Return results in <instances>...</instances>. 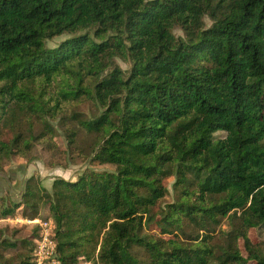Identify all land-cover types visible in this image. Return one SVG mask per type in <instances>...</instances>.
<instances>
[{"label": "trees", "instance_id": "trees-1", "mask_svg": "<svg viewBox=\"0 0 264 264\" xmlns=\"http://www.w3.org/2000/svg\"><path fill=\"white\" fill-rule=\"evenodd\" d=\"M80 99L98 114L71 112ZM51 122L115 167L0 198V221L47 206L63 264H264L248 238L264 228V0H0V170L54 147ZM171 177L177 199L158 212ZM37 237L0 239L29 247L0 264H32Z\"/></svg>", "mask_w": 264, "mask_h": 264}, {"label": "rangeland", "instance_id": "rangeland-1", "mask_svg": "<svg viewBox=\"0 0 264 264\" xmlns=\"http://www.w3.org/2000/svg\"><path fill=\"white\" fill-rule=\"evenodd\" d=\"M205 25L208 27L211 22L208 18L204 19ZM175 37H182L183 33L179 28H175L173 31ZM66 36H61L55 38L53 41L48 43L49 47H55L64 41ZM114 64L120 67L122 70H129V64L123 62L119 59L114 61ZM71 112H76L81 114V116L90 117L98 114V110L94 104L85 99H80L76 102V105L71 108ZM57 129L59 125L57 123H52ZM42 128L41 123H36L33 130L36 134L40 133ZM59 130V129H58ZM59 135L53 140L54 147H49V141H40L35 144L33 148V157L35 160L27 161L26 158L12 157L6 160L3 164L2 170H0V175L4 174L9 176L7 179L12 187H9L6 191V195H3V205L2 207H10V201L19 202L22 198L24 192L25 184L23 185L24 179L28 176L35 177L47 191L51 189V183L54 179L62 178L66 181H75L79 178L81 174L89 170H94L96 172H114L115 167L111 165H90L89 162V152H90V142L92 139L84 132L80 133L78 142H80L79 149L70 150L62 137V132L59 130ZM222 135V134H221ZM219 135V136H221ZM48 145H47V144ZM56 146V147H55ZM80 151V153H79ZM81 154V155H80ZM31 156V154H30ZM29 168V172L27 169ZM17 176H13V174ZM16 180V181H15ZM15 184V185H14ZM174 178L171 177L164 181V186L168 193L166 197L160 202L157 211H163V209L176 201L177 191L173 187ZM13 185L15 186L13 188ZM12 188V189H10ZM1 203V202H0ZM1 204H0V208ZM40 217L38 219L45 220L51 219L48 214V208L43 205L40 212ZM29 220H23L20 217V212H15L11 218L0 221V239L13 240H23L31 238L32 234L38 229L36 225L29 224ZM33 221V220H32ZM219 230V229H218ZM221 230L228 231L229 228L224 221ZM147 232L150 234H155V227L148 226ZM189 230L187 231V233ZM219 235V234H217ZM249 241L252 245L261 247L264 245V228L253 229L248 233ZM34 242L36 240H33ZM216 243H221L219 238L214 241ZM241 254L247 258L248 252L242 241L238 243ZM29 250V247L20 248V251L16 250H3L0 247V253L4 254L5 257L14 259L15 262L19 260L17 255L24 253ZM247 264H254L253 261H248Z\"/></svg>", "mask_w": 264, "mask_h": 264}, {"label": "built area", "instance_id": "built-area-1", "mask_svg": "<svg viewBox=\"0 0 264 264\" xmlns=\"http://www.w3.org/2000/svg\"><path fill=\"white\" fill-rule=\"evenodd\" d=\"M36 225L38 237L35 241L32 264H63L57 257L56 241L54 239L55 224L51 219H36L28 221ZM90 264V263H80Z\"/></svg>", "mask_w": 264, "mask_h": 264}, {"label": "crops", "instance_id": "crops-1", "mask_svg": "<svg viewBox=\"0 0 264 264\" xmlns=\"http://www.w3.org/2000/svg\"><path fill=\"white\" fill-rule=\"evenodd\" d=\"M29 172V168L27 169V172L26 173H28ZM13 176H16L15 175V173L13 174ZM29 177H31V176H28V177H26L25 179H24V182H23V185L25 184V182H26V180L29 178ZM9 178V176H6V175H4V174H1L0 175V198H2L3 197V195H6V191L8 190V188L9 187H12L11 185H10V183L8 182V179ZM16 178H17V176H16ZM16 181V180H15ZM52 184V183H51ZM15 185V184H14ZM13 185V188L15 187ZM10 189H12V188H10Z\"/></svg>", "mask_w": 264, "mask_h": 264}]
</instances>
